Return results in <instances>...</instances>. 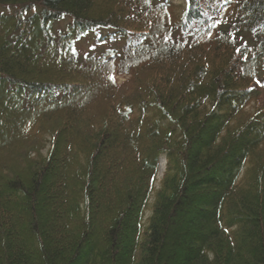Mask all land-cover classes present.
Instances as JSON below:
<instances>
[{"label":"trees","instance_id":"obj_1","mask_svg":"<svg viewBox=\"0 0 264 264\" xmlns=\"http://www.w3.org/2000/svg\"><path fill=\"white\" fill-rule=\"evenodd\" d=\"M175 1L0 0V264H264V0Z\"/></svg>","mask_w":264,"mask_h":264},{"label":"rangeland","instance_id":"obj_2","mask_svg":"<svg viewBox=\"0 0 264 264\" xmlns=\"http://www.w3.org/2000/svg\"><path fill=\"white\" fill-rule=\"evenodd\" d=\"M175 15H179L182 11V0L175 1ZM6 9L5 6H0V11ZM57 26V24H56ZM102 31L101 30H92L88 31L87 33H84L76 38L75 40V49L80 57H82L84 54H96L100 55L103 53H117L121 52L124 46V40L116 39V38H110L106 40H100L98 39V36L100 35ZM122 78L119 77V80ZM252 104H250L251 106ZM253 106V105H252ZM49 148L48 143H45L44 146L41 148V153L45 155L47 153V150ZM158 169L155 175V185L153 186L154 189L151 192L149 199L147 201L146 209H145V218L150 216L152 212V207L155 202V192L156 189L160 186V180L162 178L163 172L165 170L166 166V160L165 158L160 159V163L158 164Z\"/></svg>","mask_w":264,"mask_h":264},{"label":"snow or ice","instance_id":"obj_3","mask_svg":"<svg viewBox=\"0 0 264 264\" xmlns=\"http://www.w3.org/2000/svg\"><path fill=\"white\" fill-rule=\"evenodd\" d=\"M237 52H239V49H237ZM109 79H111L113 81V83L115 82L113 77H109Z\"/></svg>","mask_w":264,"mask_h":264}]
</instances>
